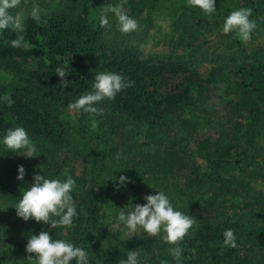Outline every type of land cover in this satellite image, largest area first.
I'll return each mask as SVG.
<instances>
[{"label": "trees", "instance_id": "16d2710c", "mask_svg": "<svg viewBox=\"0 0 264 264\" xmlns=\"http://www.w3.org/2000/svg\"><path fill=\"white\" fill-rule=\"evenodd\" d=\"M2 63L0 264H264V0H0Z\"/></svg>", "mask_w": 264, "mask_h": 264}, {"label": "rangeland", "instance_id": "374dc122", "mask_svg": "<svg viewBox=\"0 0 264 264\" xmlns=\"http://www.w3.org/2000/svg\"><path fill=\"white\" fill-rule=\"evenodd\" d=\"M196 1H210V0H196ZM110 20V19H109ZM108 27L111 28L112 26L110 25V21H108ZM11 29H16V23H12L10 25ZM136 33L135 35H140V27H137V29L135 30ZM141 49H143L146 53L149 54H164L168 52V48L162 49L158 46H155L153 42H149V43H141L140 44ZM223 44H221V40L220 39H215L213 41H211V43L208 44L207 47H210L208 52L206 53V57L207 59H210L212 57H214V55L216 54H221L224 53L226 51H224L222 49ZM10 68H8L7 64L2 63L0 64V79H4L5 81H9L12 77V74L10 72ZM208 68L206 66H204V69L201 72V76L204 80H207L208 78ZM226 78H224L223 81L226 82ZM222 80H219L217 82H210L207 85V89L209 91V93L212 95L213 101H215L218 98L224 95V91H225V87L226 84L223 82ZM264 147V132L262 133V136L260 138H258L257 140V148H262ZM206 166H203L202 168L204 169ZM132 219L134 221H139V222H143L145 223V219L142 216H139L137 214H132ZM153 225L149 226L146 225V230L144 231H148V232H152L151 229Z\"/></svg>", "mask_w": 264, "mask_h": 264}]
</instances>
